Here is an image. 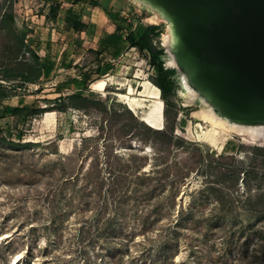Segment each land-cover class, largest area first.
<instances>
[{
  "label": "trees",
  "instance_id": "16d2710c",
  "mask_svg": "<svg viewBox=\"0 0 264 264\" xmlns=\"http://www.w3.org/2000/svg\"><path fill=\"white\" fill-rule=\"evenodd\" d=\"M70 1L99 9L116 25L118 33L96 38L100 53L111 44L126 42L146 56L155 71L150 80L165 104V123L163 129H155L128 109L109 108L95 100L87 73H82L81 82H74L77 87L68 96L69 102L61 95L50 107L38 100L12 105L11 92L50 78L57 65L40 56V37L29 42L34 30L17 25L18 0H0V58L5 63L0 74L6 82H14H0V121L15 120L13 125H0V146L19 149L41 144L23 142L30 118L46 112L66 113L71 107L88 110L100 105L110 131L109 139L96 143L90 162L78 164L73 172L66 164H49L32 172L30 177L41 182L34 199L44 207L46 220L32 226L34 234L43 232L51 243L69 233L78 253L77 264H178L183 251L187 254L184 264H264V146L251 148L252 164H227L235 162L234 154L205 160L200 146L175 134L180 124L174 102L178 80L173 77L175 70L165 66L166 49L154 43L162 28L137 27L134 14H123L127 0ZM66 10L67 29L90 32L94 39L95 24L84 22L72 8ZM69 53L64 50L60 60L68 70L72 67L67 62ZM97 139L87 136L82 144ZM128 139L155 144L153 154L137 153L143 162L132 164V155L121 151ZM176 152L182 154L180 163L172 160ZM194 175L201 179V186L191 193L187 205L179 203L182 189Z\"/></svg>",
  "mask_w": 264,
  "mask_h": 264
},
{
  "label": "rangeland",
  "instance_id": "374dc122",
  "mask_svg": "<svg viewBox=\"0 0 264 264\" xmlns=\"http://www.w3.org/2000/svg\"><path fill=\"white\" fill-rule=\"evenodd\" d=\"M50 1L56 3L60 0ZM43 4L45 5L42 6ZM46 4L47 0H18L15 5L16 22L20 28L26 26L34 30V34L28 38L30 43L32 39L40 37L39 54L45 62L50 64L55 62L56 71L48 79L24 85L22 89L11 92L10 103L14 106H26L38 100L43 107H50L53 105V100L61 95L69 102L68 96L73 94L77 87L74 82H81L82 73H87L90 76L89 87L95 100L99 99L107 103L109 108L128 109L136 118L146 120L155 128H161L165 123V104L161 100V94L159 98L152 97L154 83L150 78L155 75V71L146 56L140 54L136 48L128 47L126 42H116L115 46L111 44L107 51L100 53L96 40H92L90 32H75L67 29L63 17L64 10L69 5L61 10L57 21H54L53 16L48 21L43 18L44 15L47 17L51 15ZM82 7L83 5L79 4L76 10L80 11ZM123 8L124 15H135V25L141 29L150 25L160 26L162 33L154 43L166 49L164 23H152L147 11L128 0L124 2ZM88 12L91 15L86 14L84 20L86 22L97 20L100 25L98 32L104 39H108L109 32H117L114 22L102 11L95 9L93 12L92 10ZM64 50L70 52L67 62H71L72 67L69 70L60 63ZM115 50L121 51L119 54H114ZM171 59L172 57L166 52L165 66L167 69L175 70L173 77H177L178 80L174 102L179 111L180 124L175 134L193 145L200 146L204 159L209 162L212 157L234 154L235 162L229 160L227 164H252L251 148L264 146V139L259 140L260 142H252L238 134L226 135L222 132L211 134L209 124L201 121L194 114L203 107V103L198 100L193 103L187 102L183 95L185 90L182 77L175 66L169 65ZM3 64L5 65L0 58V67ZM0 78L2 83L8 85L14 83L3 80L2 74ZM97 80L102 81L93 84ZM100 108V105L88 110L71 107L66 113L46 112L35 115L24 127L23 142L32 141L41 144L19 149L0 146V264H77L79 261L76 258L78 253L73 246L74 243L69 239V233L65 234L63 240L49 243L43 232L35 235L32 231V226H41L40 224L45 223L46 220L43 216L44 207L42 208L34 199L41 182L35 181L30 176L33 171L42 170L49 164H66L68 170L73 172L78 164L89 163L95 155L93 149L98 148L96 143L101 139L110 138L108 124L103 121L104 113ZM7 123L13 125L15 120L6 118L0 121V125L4 127H7ZM11 131L15 132V129L12 127ZM87 136H98L100 139L82 144L83 138ZM152 145V143L143 144L137 139H128L125 145L127 147L122 148L121 151L127 156L132 155V164H141L143 160L135 154L147 152L152 155ZM235 148L239 149L236 153L229 152ZM191 150L196 149L191 146ZM84 154L89 156L85 158ZM172 160L180 163L182 154L176 152ZM208 161L203 164H209ZM201 182L200 178L192 176L189 185L182 189L179 203L183 202L187 205L191 193L201 186ZM186 257L187 254L183 251L177 257V263L184 264Z\"/></svg>",
  "mask_w": 264,
  "mask_h": 264
},
{
  "label": "water",
  "instance_id": "95a60500",
  "mask_svg": "<svg viewBox=\"0 0 264 264\" xmlns=\"http://www.w3.org/2000/svg\"><path fill=\"white\" fill-rule=\"evenodd\" d=\"M128 1L165 24V52L199 102L230 125L264 127V0Z\"/></svg>",
  "mask_w": 264,
  "mask_h": 264
},
{
  "label": "bare ground",
  "instance_id": "6f19581e",
  "mask_svg": "<svg viewBox=\"0 0 264 264\" xmlns=\"http://www.w3.org/2000/svg\"><path fill=\"white\" fill-rule=\"evenodd\" d=\"M150 21L152 23H161L157 16L151 15ZM168 35L164 34V41L167 42ZM169 65L176 66L173 58L169 62ZM184 90L183 95L186 97L188 103H193L197 100V96L192 92L186 85L183 84ZM160 90L158 87L154 86L152 92V97L159 98ZM194 114L201 120L209 124V132L211 134H218L222 132L226 135L238 134L242 136L245 140L257 142L264 139V127H242L236 125H230L227 121L222 120L214 115L210 108L203 103V107L194 112ZM201 127V124L198 123ZM259 141V142H260ZM18 257V256H16Z\"/></svg>",
  "mask_w": 264,
  "mask_h": 264
},
{
  "label": "crops",
  "instance_id": "0c3cea01",
  "mask_svg": "<svg viewBox=\"0 0 264 264\" xmlns=\"http://www.w3.org/2000/svg\"><path fill=\"white\" fill-rule=\"evenodd\" d=\"M79 4H81V5H83V7L80 9V11L78 10H76V7H78V5ZM66 5H69L68 6V8H72V10L75 12V14H77V15H82V19H83V21L84 22H86L84 19L86 18V14L88 15V16H90L91 15V13L90 12H88L87 13V11H91L92 10V12L93 11H95V9H97V8H91L90 6H88L87 4H85V3H77V4H74L72 1H70V0H60L59 2H52V1H48L47 0V4H46V8H48L49 9V11H50V13H51V15H49L48 17H47V15L45 16L44 15V19H48V21L50 20V19H52L51 17L53 16V19H54V21H57L58 20V18H59V13H61V10L66 6ZM67 9V8H66ZM64 12H65V14H64V17H63V22L65 23V19L67 18V10H64ZM108 17V16H107ZM98 21L96 20V21H94V20H91L90 22H86V23H92V24H95V26H96V36H95V38L94 39H92L93 41L94 40H96V38H98V36H100V34H99V32H98V29L100 28V25H99V23H97ZM114 32H109V34H113ZM100 37H102V36H100ZM92 38V37H91ZM103 38V37H102Z\"/></svg>",
  "mask_w": 264,
  "mask_h": 264
}]
</instances>
